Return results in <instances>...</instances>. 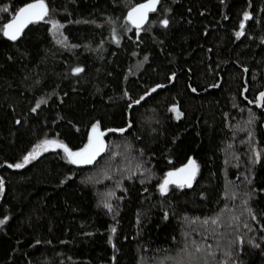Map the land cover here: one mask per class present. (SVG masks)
Listing matches in <instances>:
<instances>
[{
    "label": "trees",
    "instance_id": "obj_1",
    "mask_svg": "<svg viewBox=\"0 0 264 264\" xmlns=\"http://www.w3.org/2000/svg\"><path fill=\"white\" fill-rule=\"evenodd\" d=\"M27 2L0 0V27ZM46 2L68 47L49 17L0 32V264H264V0H160L140 31L124 17L143 0ZM97 121L93 164L24 162L44 139L82 147ZM189 157L194 183L162 194Z\"/></svg>",
    "mask_w": 264,
    "mask_h": 264
},
{
    "label": "snow or ice",
    "instance_id": "obj_2",
    "mask_svg": "<svg viewBox=\"0 0 264 264\" xmlns=\"http://www.w3.org/2000/svg\"><path fill=\"white\" fill-rule=\"evenodd\" d=\"M158 0H143L142 3L135 4L134 6L128 7L127 15L124 17L127 21H129L132 25L135 26L137 31H140L141 25L144 24L145 21L148 20V13L149 11H155L156 5ZM8 6L2 5L0 6V11H7ZM52 9H50L49 4L46 0H30V2L24 3L21 7L15 9L11 18L7 19L5 23H3L2 27H0V32H2L3 36L8 37L9 39L16 41L18 37L21 36L22 32L24 31L25 27L29 23H35L38 21L45 20L46 17L49 19L46 21L47 23L51 24L52 27L48 29L49 32H54V39L57 44L62 43L61 39H59L55 33L59 32V29L63 27V24L55 19L54 16H50ZM165 11H170V9H165ZM244 17L247 18L252 14L248 11L243 13ZM152 23H159L162 26L167 27L169 25V20L167 18L159 19L158 21H152ZM125 30H127V25L124 26ZM240 27H244V20L240 21ZM60 35H63L62 33ZM237 36H240L241 33L237 32ZM264 40V37H261ZM64 40H67V37H64ZM147 59V57H145ZM72 73H81L83 71V66H75L72 67L70 70ZM174 75V74H173ZM195 91V89H193ZM127 95V93H125ZM148 93H144V96H147ZM144 96L140 97V100L144 98ZM261 98H264V91L259 93ZM140 100H132L131 104H139ZM45 101H38L37 106L40 103ZM131 104L129 107H131ZM173 108L175 106L173 105ZM35 111V108L32 109ZM131 124V120H129L128 125ZM116 131L123 132L124 128L116 129ZM249 136H251V132H249ZM104 131L101 130L99 127V121L94 122L91 127V131L88 134L87 142L83 144L82 147L78 148H71L62 140L53 139H44L39 141L37 144L33 145L32 150L28 152L24 157L23 160L26 163L30 157L37 155L41 150H44L48 147H56L62 148L64 150L65 158L74 165H88L91 164L94 160H96L97 156L100 153L105 151V140H104ZM255 151V149H253ZM260 158V153H256L255 159ZM255 162V160L253 161ZM12 167L19 168L22 167L21 163L13 164ZM199 168L197 162L192 158L189 157L187 163L182 164L178 168H170L163 176V179L160 184L157 185L160 192L166 193L168 192V186L170 184L176 185L179 188H184L185 185H191L192 180L196 176V172ZM120 185L117 184V187ZM0 187H2V182H0ZM112 195V193H109ZM203 195V194H201ZM235 195V193H233ZM104 206L111 209V205L107 202L104 203ZM251 213V209H248ZM255 218V217H253ZM197 219V218H193ZM8 220V216H4L3 219H0V225H3L5 221ZM207 223V220H205ZM215 223V221H213ZM113 231H115V227H113ZM261 240H264V236L260 237ZM111 240V236L109 237ZM195 246L197 251H202L200 244H197L195 241L192 242ZM249 243L255 244L254 240H250ZM187 247V244L185 245ZM258 246V245H257ZM185 249H181V252H184ZM189 257L192 256L191 253H187ZM209 255H214L209 250ZM231 255V252L228 253ZM193 258L189 259L186 264H193ZM177 264H184L183 260L178 261ZM204 264H209V261L206 259Z\"/></svg>",
    "mask_w": 264,
    "mask_h": 264
},
{
    "label": "rangeland",
    "instance_id": "obj_3",
    "mask_svg": "<svg viewBox=\"0 0 264 264\" xmlns=\"http://www.w3.org/2000/svg\"><path fill=\"white\" fill-rule=\"evenodd\" d=\"M55 17V16H54ZM55 19H57L56 17H55ZM58 20V19H57ZM63 24V23H62ZM50 26L52 27V25L50 24ZM52 33V35H53V38H54V32H51ZM63 34V35H60V34ZM55 35L59 38V39H61V41H62V43H60V45H66L67 47L69 46V42H68V39L67 40H64V37L66 36L65 35V33H64V24H63V27L62 28H60L59 29V32L58 33H55ZM55 40V39H54ZM264 91V90H263ZM257 105L259 106V107H262V106H264V98H261L260 96H258V100H257ZM51 139H53V138H51ZM56 139V138H55ZM58 140V139H57ZM50 148H53V149H56V147H48V148H45L44 150H47V149H50ZM44 150H41V151H44ZM40 151V152H41ZM64 151V150H63ZM39 152V153H40ZM38 153V154H39ZM35 156V155H34ZM34 156H32V157H34ZM32 157H30V158H32ZM193 158V157H192ZM195 161H196V159L195 158H193ZM197 162V161H196ZM187 163V162H186ZM197 164H198V162H197ZM180 167V166H179ZM178 168V167H177ZM198 173H199V168H198V170H197V172H196V176H195V178L192 180V182H191V185L194 183V181H195V179L197 178V176H198ZM96 175H100V174H98V173H96ZM190 185V186H191ZM172 186H176V185H173V184H170L169 186H168V191H169V189L172 187ZM186 186H189V185H185L184 187H186ZM177 187V186H176ZM167 193V192H166ZM1 226V225H0Z\"/></svg>",
    "mask_w": 264,
    "mask_h": 264
},
{
    "label": "water",
    "instance_id": "obj_4",
    "mask_svg": "<svg viewBox=\"0 0 264 264\" xmlns=\"http://www.w3.org/2000/svg\"><path fill=\"white\" fill-rule=\"evenodd\" d=\"M159 2H160V0H158V3H157V5H156V10H157V8H158ZM140 3H142V2H140ZM137 4H138V3H137ZM156 10H155V11H156ZM155 11H149V13H148V17H149V18H148L147 21L144 22V24L141 25V28L144 27L145 25H147V23L149 22V19H150L151 14L154 13ZM30 24H31V23H29V24L25 27V29H26ZM131 25H132V24H131ZM132 26L135 28L134 25H132ZM25 29H24V30H25ZM22 33H23V32H22ZM21 35H22V34H21ZM7 38H8V37H7ZM18 38H19V37H18ZM18 38H17V39H18ZM103 138H104V137H103ZM104 140H105V138H104ZM101 154H102V153H100V155H101ZM100 155H99V156H100ZM99 156H97L96 160L99 158ZM96 160H94L91 164H93ZM91 164H88V165H91ZM88 165H77V166H81V167H82V166H88Z\"/></svg>",
    "mask_w": 264,
    "mask_h": 264
}]
</instances>
